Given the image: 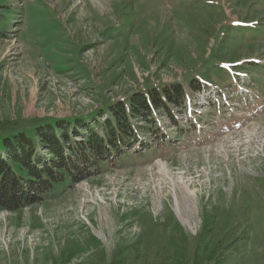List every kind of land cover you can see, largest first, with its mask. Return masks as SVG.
<instances>
[{"label": "rangeland", "instance_id": "obj_1", "mask_svg": "<svg viewBox=\"0 0 264 264\" xmlns=\"http://www.w3.org/2000/svg\"><path fill=\"white\" fill-rule=\"evenodd\" d=\"M0 14V135L206 83L174 122L159 115L158 142L140 134L149 148L0 212V264H264V0H0Z\"/></svg>", "mask_w": 264, "mask_h": 264}, {"label": "trees", "instance_id": "obj_2", "mask_svg": "<svg viewBox=\"0 0 264 264\" xmlns=\"http://www.w3.org/2000/svg\"><path fill=\"white\" fill-rule=\"evenodd\" d=\"M199 78H187L188 89L175 83L134 93L125 104L109 105L100 123L89 121L90 117L61 120L0 135V212L15 213L41 203L61 184L73 186L98 176L103 168L116 166L126 152L137 154L142 147L149 148L140 139L144 130L149 142H158L156 119L161 115L174 122V111L184 109L193 92L205 89V81ZM104 113L100 111L98 117ZM136 120L139 123L134 124ZM208 244L211 250L204 246L203 253L195 251L194 262L199 257L210 260L215 254L217 247ZM123 255L129 259L126 252Z\"/></svg>", "mask_w": 264, "mask_h": 264}]
</instances>
